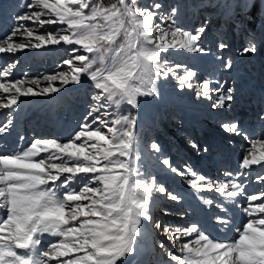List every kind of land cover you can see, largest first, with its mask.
<instances>
[{
    "label": "snow or ice",
    "instance_id": "6c2138e0",
    "mask_svg": "<svg viewBox=\"0 0 264 264\" xmlns=\"http://www.w3.org/2000/svg\"><path fill=\"white\" fill-rule=\"evenodd\" d=\"M259 3L264 6V0ZM243 6L255 7V2L244 0ZM26 8L29 11L16 16L11 35L0 40V54L65 46L63 51L70 55L62 64L69 67L44 76V87L40 78L0 82V93L6 94L0 96V109L9 110L0 136L10 132L21 97L51 96L70 84L81 85L82 77L94 91L84 122L67 142L38 138L21 150L0 154V264H127L152 230L161 229L153 215L160 196L176 202L182 198L142 170L138 114L122 107L138 109L141 98H156L158 82L170 78L182 90L194 89L214 109L229 108L235 90L224 91L219 81L197 83L196 71L170 63V55L209 51L202 44L207 21L194 31L184 30L176 24L177 7L163 13L160 2L142 7L137 0H31ZM28 21L38 27H62L37 34L20 23ZM260 27L264 29V18ZM18 34L29 43L15 42L12 37ZM228 48L227 42H219L217 59L225 70L233 69L232 59L223 56ZM257 51V38L250 32L240 55L254 56ZM14 66L0 70V77L10 76ZM181 68L182 74L177 72ZM221 127L241 135L236 122ZM249 143L239 167L258 166L264 181V139ZM150 149L159 158L160 145L152 142ZM162 164L184 177L196 193H218L234 206L245 203L238 211L247 218L217 217L222 231L234 228L236 233L226 240L212 238L198 223L164 226L175 250L166 252L169 260L163 264H264V199L246 192L243 171L225 172L228 180H213L191 168L185 175L167 158ZM200 199L208 207L214 204L213 199ZM216 207L228 211L223 203ZM159 247L164 249L163 244Z\"/></svg>",
    "mask_w": 264,
    "mask_h": 264
},
{
    "label": "rangeland",
    "instance_id": "374dc122",
    "mask_svg": "<svg viewBox=\"0 0 264 264\" xmlns=\"http://www.w3.org/2000/svg\"><path fill=\"white\" fill-rule=\"evenodd\" d=\"M254 1L248 0L249 5ZM30 2L31 0H0V40L11 35L17 24L16 16L29 11L26 5ZM154 2L163 5L160 10L163 13L177 7L179 12L176 24L184 30L194 31L207 21V31L202 38V44L209 50L208 53L201 55L181 52L170 55V63L172 65L179 63L196 71L199 77L197 83L211 80L215 85L219 81L224 91L228 88L235 90L229 108L214 109L210 107L211 101L198 98L194 89L182 90L179 82L170 78L158 82L159 95L156 98H141L139 101V107L143 108L141 110L143 125L138 134L141 142L140 166L146 175L155 176L157 183H162L169 192L182 198L176 202L164 195L160 196L158 203L153 207V215L161 221V229H153L150 238L139 246L138 252L143 253L150 249L152 260L158 259L161 261L159 264H163L165 260H169L166 252L175 250L169 234L163 232L164 226L183 228L192 223H198L202 228L207 226L196 205V198L201 200L200 197L203 196L214 200L211 207L207 206L209 209L214 208L209 211L213 219L218 217L220 211V208L216 207L217 204L223 203L227 209L231 208L223 213L225 217L239 214L238 209L246 205L241 203L234 206L230 200H224L215 192L196 193L185 183L184 177L172 173L162 164L164 158L169 159L170 163L185 175L188 174L187 169L191 168L213 180H228L230 177L225 176V172H232L235 175L243 171L245 176L241 179L246 185V192L261 195L264 199V183L259 179L262 170L258 166H253L252 170L239 167L246 149L250 147L249 141L264 139V120L261 119L264 117V29L260 27L261 19L264 18V6L261 15L256 21H252L249 15L251 6L245 8L244 0H137L138 5L142 7H149ZM104 3H110V0H104ZM20 23L36 29L37 34L54 32L58 27H62L60 25L38 27L30 21ZM250 32L257 38L258 51L254 56L251 54L241 56L240 52ZM12 39L18 43H29V38L19 34ZM222 40L229 44L223 56L225 60L232 59L231 70H225L222 67L223 62L217 59L221 55L218 44ZM32 42H35L34 39ZM63 47L65 46L26 48L15 54H0V70L8 64L15 65L12 74L0 77V82L12 83L17 79L40 78V87H44L47 84V81L42 79L44 76L68 70L69 66L62 64V61L67 59L70 53L63 51ZM183 70L177 69V72L182 74ZM82 81L87 82L84 77ZM56 86H60L59 81L56 82ZM69 86L73 85L70 84L64 89ZM33 87L35 90L36 86ZM93 91L89 82L49 103L28 100L46 96L21 97L19 108L13 113L10 132L0 136V144H3L6 154L21 150L38 138H55L60 142H67L84 122ZM4 95L6 94L0 93V96ZM130 110V106L122 107V111ZM8 111L0 109V126L6 123ZM226 122H236L241 129V135L225 132L221 125ZM152 142L158 143L161 147L159 158L150 149ZM193 143L197 145L196 148L192 147ZM13 145L18 147L14 148ZM10 146L14 149H10ZM167 176L171 181L165 180ZM174 177L180 187L171 183ZM237 199L244 200L243 197ZM257 203L259 201L252 202L253 205ZM160 244L164 245V249L159 247ZM140 258L137 255L131 256L127 264H135Z\"/></svg>",
    "mask_w": 264,
    "mask_h": 264
},
{
    "label": "bare ground",
    "instance_id": "6f19581e",
    "mask_svg": "<svg viewBox=\"0 0 264 264\" xmlns=\"http://www.w3.org/2000/svg\"><path fill=\"white\" fill-rule=\"evenodd\" d=\"M139 124L142 126V118L138 121V125ZM141 126H138L137 132H139ZM11 148H13V147H11ZM5 152L6 151L4 149V146L0 144V154H6ZM200 203H201L200 204V206H201L200 210L204 214L205 217L204 216L203 217L206 219V221L208 223L206 231L208 234H211L212 238H215L218 240H226V239H232L236 236V233L232 228H230L227 232H224V233L220 232V230L215 225H213L214 221L212 220V218H209L210 216H208L209 214L207 213L208 208L203 204V202H200ZM220 217H223V216H220ZM216 223H217V221H216ZM146 258L141 257L140 260L138 262H136L135 264H143V262Z\"/></svg>",
    "mask_w": 264,
    "mask_h": 264
},
{
    "label": "trees",
    "instance_id": "16d2710c",
    "mask_svg": "<svg viewBox=\"0 0 264 264\" xmlns=\"http://www.w3.org/2000/svg\"><path fill=\"white\" fill-rule=\"evenodd\" d=\"M105 1H107V0H105ZM255 2V7H251L250 9H249V15H251V17H252V21H256L257 20V17L259 16V15H261V13L263 12V6L259 3V0H255L254 1ZM237 8H238V6H237ZM253 24H254V22H252Z\"/></svg>",
    "mask_w": 264,
    "mask_h": 264
}]
</instances>
